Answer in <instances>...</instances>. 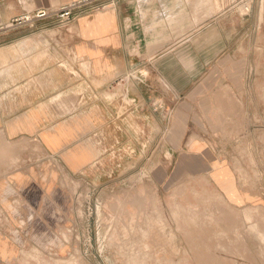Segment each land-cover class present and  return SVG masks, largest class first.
I'll return each instance as SVG.
<instances>
[{"label":"crops","instance_id":"obj_1","mask_svg":"<svg viewBox=\"0 0 264 264\" xmlns=\"http://www.w3.org/2000/svg\"><path fill=\"white\" fill-rule=\"evenodd\" d=\"M72 1L0 0V25ZM50 23L0 36L8 39L0 43V264L31 238L44 249L52 238L62 244L59 229L73 214L63 180L94 177V133L122 96L134 107L120 121L138 129L147 165L130 192L135 205L117 188L113 238L90 241H131L136 258L156 264H207L214 245L215 264H237L240 215L254 217L264 189L254 182L255 158L264 163V0H128ZM224 243L229 254L217 250ZM259 250L251 245L248 261L263 258Z\"/></svg>","mask_w":264,"mask_h":264},{"label":"rangeland","instance_id":"obj_2","mask_svg":"<svg viewBox=\"0 0 264 264\" xmlns=\"http://www.w3.org/2000/svg\"><path fill=\"white\" fill-rule=\"evenodd\" d=\"M50 24L54 27L61 26ZM7 40L6 38H0V43ZM141 74H139L138 80L144 83L148 76L146 74L142 76ZM125 98L122 96L117 101L116 112L111 123L104 130L94 133V140L99 148L98 157L92 167L94 177L90 179L86 177L85 173H80L73 179L63 180V186L71 192L73 198V214L72 221L70 220L69 224L59 229L62 237L60 238L62 239L61 248L57 246L59 247L57 249L56 245L53 244L54 238H52V243L47 244V248L45 249L40 246L38 238H31L18 251L13 261L9 264H156L154 262L156 260L150 258H136V245L131 241L117 243L110 241L102 242L97 241V239H91L90 241L89 239L113 238L112 231L114 227L112 223L109 225L110 219L108 220V218L112 215V209L116 207L113 202L115 198H118L116 195L117 188L120 187L127 190L128 204L135 205L138 196L130 195V192L138 182L136 179H138L140 167L147 165L145 161L148 155L146 156L144 153V146L138 145V140L135 137L138 136V129L125 130L124 122L120 121L124 118V114L132 111L134 107L133 103H124ZM115 121H119V123H115ZM125 133L127 134V139L124 138ZM141 153L145 159L142 163L139 164L138 162L136 164L133 161L134 157L141 155ZM255 160L254 182L257 186H264V163L263 161H258L256 158ZM125 165L126 172L124 171ZM135 169L137 170L135 171ZM124 173H127V176H124ZM142 182H145L144 178H142ZM258 191L259 195H256V199L260 202V206H256L254 217L252 214L247 216L246 212H244L245 215L243 217L240 215L239 238L237 242L239 257L236 260L237 264H264V257L255 261L250 259L248 261L247 259V252L250 250L251 245H257L260 249V255H263L262 250H264V189L260 188ZM110 200L112 201L111 203L109 202ZM64 201L67 202L66 199ZM110 205L112 206L111 208ZM174 216L178 217L179 215L175 213ZM105 224H108V226H105ZM54 229L52 228L48 233L51 237H54L53 234L56 232ZM187 229L190 230L192 236H199V234L203 236V232L205 233V230H200V228ZM43 230L44 228L37 223L33 233L39 235ZM130 230L133 231L134 226H127V238H129ZM206 230L208 235H212L214 228H207ZM245 234L251 235V244L244 238ZM192 245H195L196 250L195 248H191L192 251L190 252L194 254V251H198V243ZM207 248L211 252V256H213L211 259L206 260L207 264L218 263L216 257H214L216 251L214 245L207 246ZM220 249L224 250L223 252L227 251L228 254L231 251L230 245L225 243L217 246V250ZM108 250L117 251V254L121 255L126 252L127 255L125 257L116 256V254L111 256L104 253ZM108 256L110 257L106 259ZM174 261L168 264H188L186 260L184 263H182V260ZM196 261L194 259L190 260V264ZM199 261L201 262V260Z\"/></svg>","mask_w":264,"mask_h":264},{"label":"built area","instance_id":"obj_3","mask_svg":"<svg viewBox=\"0 0 264 264\" xmlns=\"http://www.w3.org/2000/svg\"><path fill=\"white\" fill-rule=\"evenodd\" d=\"M128 0H74L55 8H40L18 16L7 24L0 25V36L7 31L48 21L55 25H67L83 15H93Z\"/></svg>","mask_w":264,"mask_h":264},{"label":"bare ground","instance_id":"obj_4","mask_svg":"<svg viewBox=\"0 0 264 264\" xmlns=\"http://www.w3.org/2000/svg\"><path fill=\"white\" fill-rule=\"evenodd\" d=\"M32 190H33V189H32ZM151 205H152V204H151ZM25 224H26V223H25ZM42 244H43V243H42ZM42 244H41V245H42Z\"/></svg>","mask_w":264,"mask_h":264}]
</instances>
